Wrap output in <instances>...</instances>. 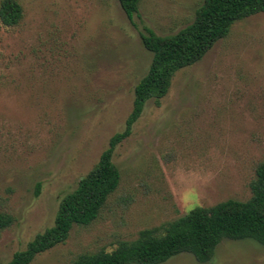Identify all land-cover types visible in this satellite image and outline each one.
I'll return each instance as SVG.
<instances>
[{"label":"rangeland","instance_id":"374dc122","mask_svg":"<svg viewBox=\"0 0 264 264\" xmlns=\"http://www.w3.org/2000/svg\"><path fill=\"white\" fill-rule=\"evenodd\" d=\"M23 17L0 22V263L53 225L60 200L124 129L134 87L165 37L194 20L203 0H140L132 22L117 0H16ZM1 2V0H0ZM264 160V13L235 22L197 63L148 100L114 151L120 183L99 216L30 264H73L111 252L144 229L195 207L247 201ZM162 264H264V247L222 240L210 261L179 254Z\"/></svg>","mask_w":264,"mask_h":264},{"label":"trees","instance_id":"16d2710c","mask_svg":"<svg viewBox=\"0 0 264 264\" xmlns=\"http://www.w3.org/2000/svg\"><path fill=\"white\" fill-rule=\"evenodd\" d=\"M117 2L132 22L140 0ZM259 13H264V0H203L193 22L176 34L160 37L150 30L140 34L152 59L148 72L134 87L132 110L124 129L109 139L98 162L60 200L53 225L4 264H30L41 253L64 243L73 226H87L95 221L120 183V173L112 161L114 151L131 135L145 103L153 99L159 106L176 72L199 62L217 41L228 35L235 22ZM22 17V7L16 0H1L2 25L16 26ZM250 190L247 201L228 199L208 208L195 207L174 221L141 230L135 240L119 242L111 252L81 254L73 264H162L183 253L206 263L224 239L250 240L264 247V160L256 167ZM11 223V217L0 214V230Z\"/></svg>","mask_w":264,"mask_h":264}]
</instances>
